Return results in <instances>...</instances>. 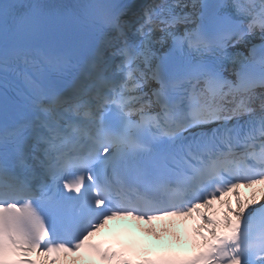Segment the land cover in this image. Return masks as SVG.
<instances>
[{
    "label": "snow or ice",
    "instance_id": "1",
    "mask_svg": "<svg viewBox=\"0 0 264 264\" xmlns=\"http://www.w3.org/2000/svg\"><path fill=\"white\" fill-rule=\"evenodd\" d=\"M0 264H264V0H0Z\"/></svg>",
    "mask_w": 264,
    "mask_h": 264
}]
</instances>
